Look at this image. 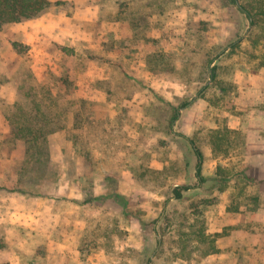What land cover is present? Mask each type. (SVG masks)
<instances>
[{
	"label": "rangeland",
	"instance_id": "1",
	"mask_svg": "<svg viewBox=\"0 0 264 264\" xmlns=\"http://www.w3.org/2000/svg\"><path fill=\"white\" fill-rule=\"evenodd\" d=\"M51 3L0 28V189L41 208L55 199L68 264H264V19L250 25L228 0ZM45 87L65 112L47 136V180L20 173L24 144L6 118ZM179 134L203 154V183Z\"/></svg>",
	"mask_w": 264,
	"mask_h": 264
},
{
	"label": "trees",
	"instance_id": "2",
	"mask_svg": "<svg viewBox=\"0 0 264 264\" xmlns=\"http://www.w3.org/2000/svg\"><path fill=\"white\" fill-rule=\"evenodd\" d=\"M259 2V1H258ZM228 3L233 5L241 14L244 15L250 25L258 22L257 18L264 19V0L255 4L245 3L242 0H228ZM52 5L51 0H0V28L5 25L18 23L24 20L34 19L44 14ZM233 44V43H232ZM230 45L232 47L233 45ZM12 48L17 52H22L26 46L13 41ZM211 62V61H210ZM261 75L264 77V55L261 61ZM210 64V63H209ZM215 65L210 67L211 78L215 77ZM155 97H160L153 88L148 85H143ZM61 87V86H60ZM207 86H203L197 93L200 97ZM43 88V87H42ZM32 106L24 110L20 104H14L15 110L7 114L6 118L10 126V139L16 141L20 140L24 144V166L21 167L22 174L34 173L39 174L38 178H43V174L48 173L46 180L50 175L48 170L49 163V147L47 136L55 130L65 128L64 115L56 101L51 87H45L41 92L38 91L36 100L32 101ZM189 101L182 102L178 106L171 108V115L169 118V126H172L179 117L180 110L188 106ZM32 107V108H31ZM56 108V109H55ZM188 141L193 154L196 158L194 174L199 183H203L205 177L201 173L203 154L196 146L195 142L186 135L179 134ZM245 178L250 181H256L252 176L245 175ZM0 188H3L0 186ZM192 188L190 185H177L172 194L176 199L183 197L182 192ZM8 191L16 192L21 195H26L28 192L19 186ZM98 199V197H94ZM94 199L89 198L85 202H91Z\"/></svg>",
	"mask_w": 264,
	"mask_h": 264
},
{
	"label": "crops",
	"instance_id": "3",
	"mask_svg": "<svg viewBox=\"0 0 264 264\" xmlns=\"http://www.w3.org/2000/svg\"><path fill=\"white\" fill-rule=\"evenodd\" d=\"M21 22L27 27L30 20ZM37 27L32 29L35 34L45 29ZM10 97L9 100L12 101L14 96ZM4 129L3 138L9 132L6 127ZM257 137L260 139L259 135ZM256 150L259 151L258 155L264 151V145L260 140L257 142ZM35 202L33 198L28 199L16 192L0 189V264L69 263L65 260L66 245L61 244V209L56 210L54 198L50 199L44 208ZM52 232L57 233L60 238L58 240L51 238ZM27 236H44L45 242L37 249L31 245V240Z\"/></svg>",
	"mask_w": 264,
	"mask_h": 264
}]
</instances>
